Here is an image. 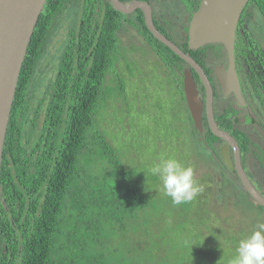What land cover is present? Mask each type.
I'll return each mask as SVG.
<instances>
[{"label":"trees","instance_id":"trees-1","mask_svg":"<svg viewBox=\"0 0 264 264\" xmlns=\"http://www.w3.org/2000/svg\"><path fill=\"white\" fill-rule=\"evenodd\" d=\"M73 1L80 2L79 22L68 31L56 73L46 84L43 96L35 98L33 79L48 37L57 17ZM182 1L190 14L200 3ZM250 7L257 8L263 23L249 22ZM153 20L163 34L183 51H189L206 73L211 70L204 59L208 52L215 58L223 57L222 44L207 43L189 50L188 34L177 42L163 13L160 18L154 14ZM127 25L136 29L183 91V70L189 65L153 36L141 9L125 14L110 0H46L20 69L3 145L0 264H135L136 259L125 254L130 240L121 257L115 232L132 218L142 217V211L153 205L152 196L142 191L124 162L129 159L124 147H119L121 142L116 146L112 140L115 136L108 135L110 123L99 122L106 120L99 116L110 104L111 114L119 116L115 103L123 98V92H117L113 100L108 96L119 81L116 63L124 49L118 33ZM234 45L236 59L250 71L249 80L256 84L261 77L259 83L264 84V71H260L264 70V0L247 2ZM193 75L200 83L197 74ZM232 111L227 105L215 114L219 127L236 137L243 166L249 156L257 157L264 165V150L233 127ZM188 118L196 146L194 159L218 156L222 182L233 179L249 195L233 158L225 155L222 160L219 156L220 151L232 153L229 144L211 131L208 122L199 130L195 124L194 128L189 112Z\"/></svg>","mask_w":264,"mask_h":264},{"label":"rangeland","instance_id":"rangeland-1","mask_svg":"<svg viewBox=\"0 0 264 264\" xmlns=\"http://www.w3.org/2000/svg\"><path fill=\"white\" fill-rule=\"evenodd\" d=\"M153 6L158 18L167 9L168 25L173 27L171 33L176 40H184L177 39L184 35L181 20L186 24L182 15L183 1L153 0ZM80 9V2L73 1L57 17L33 79L35 98L43 96L46 84L55 75L68 31L79 22ZM248 11L251 24L263 23L256 7H250ZM118 35L124 52L116 63L117 88L115 86L108 98L115 99L119 91L124 95L115 103L119 116L111 114L110 104L107 112L103 108L99 116L106 120L99 122L110 123L106 130L108 135L115 136L112 138L115 145L121 142L119 147H124L129 159L124 162L139 187L151 194L153 201V205L142 211V217L132 218L124 228L116 230L121 257L124 245L130 242V249L125 254L136 259L135 264H229L236 254L239 240L264 223V210L258 208L237 181L222 182L223 169L218 165L217 157L209 161L204 156L194 159L196 146L192 140L184 91L175 85L176 79L171 77L135 28L127 25ZM211 55V52L207 53L205 62L214 68L222 58ZM241 99L239 95L238 100ZM252 110L253 107L242 108L243 113L250 115ZM114 122L119 123L115 125ZM241 127L248 129L251 141L262 143L264 148L250 123ZM164 158H175L194 169V179L203 186V191L191 202L176 205L164 194L161 181L151 171ZM248 158V168L255 171L251 173L256 177L261 173L259 163L253 156ZM126 234L133 235L127 238Z\"/></svg>","mask_w":264,"mask_h":264},{"label":"water","instance_id":"water-1","mask_svg":"<svg viewBox=\"0 0 264 264\" xmlns=\"http://www.w3.org/2000/svg\"><path fill=\"white\" fill-rule=\"evenodd\" d=\"M248 1L200 0L197 9L192 14L187 30L188 49H197L207 43H220L227 50L229 65L226 73L229 76H224L222 71L216 73V76L223 88L231 86V90L235 91L236 97L240 93L237 76L233 70L234 37L240 15ZM45 2L46 0H0V167L8 118L18 76L35 24ZM110 2L116 10L125 14L141 9L145 24L153 36L168 46L189 65L190 68L183 70V91L191 118L195 126L201 129L203 101L191 70L198 74L206 91L205 101L210 129L230 145L235 170L243 187L254 200L264 206V196L252 184L243 168L237 140L228 131L219 128L214 121L212 87L200 64L189 52L183 51L155 26L152 5L148 1L132 0L125 3L121 0H110Z\"/></svg>","mask_w":264,"mask_h":264},{"label":"flooded vegetation","instance_id":"flooded-vegetation-1","mask_svg":"<svg viewBox=\"0 0 264 264\" xmlns=\"http://www.w3.org/2000/svg\"><path fill=\"white\" fill-rule=\"evenodd\" d=\"M150 4L152 5V10H153V15H154L155 14V10H154V6H153V1ZM183 8H184L183 14H182V10H181L180 14L183 15L184 22L186 24L184 25L182 23V20H181V25L180 26H181V30H182L181 32L182 33L184 32V35H182L181 37H179L177 39H184L186 37L185 35L187 34V30H188V26H189V21H190V19L192 17L193 12L197 9V7H196L195 10H192V14H190L191 12L189 10H187L184 7V5H183ZM166 10L167 9H165V11H164L163 14L166 15V17L168 19ZM240 17H241V15H240ZM239 20H240V18H239ZM249 22H251L250 16H249ZM236 31H237V28H236ZM236 31H235V37H234V44H235V39H236ZM176 41L177 42H180L178 40H176ZM174 43H176V42H174ZM223 48H224V46H223ZM189 50H191V49H189ZM224 51L225 52L223 54L222 59L219 60V62H220L219 65H217L214 68H212L210 66L211 70H210L209 74L204 71L205 74H206V76H207V78L209 79L210 84H211V87H212V94H213V98H212V108H213L214 121H215L216 125L219 127V125H218L219 122L217 121L218 120V117L215 116V114L216 115H219V113H218L219 110H222L223 111L224 108H225V106L230 105L231 108L233 109L232 114L230 115V119L232 120L233 127L236 128V129H238L240 132L244 133V135L248 137V135H247L248 129H243L241 127V125L242 126H245V125H247V124L250 123V128L252 129V131L254 133H256V135L264 143V84L263 83L262 84L259 83L261 81V77L256 82V84L252 83L249 80V77L247 75H248V72H250V71H248V68L243 67L239 63V61H238L239 59L238 60L236 59V56L237 55L235 53V45H234V47H233L234 68H233V70H234V72H235V74L237 76V80H238L237 81L238 90H239L240 96L242 98L241 100H238V97H236V95H235V91L234 90H231V86H228L226 88H223L221 86L219 80L217 79V76H216V73H221V71H222V73H223L224 76L227 75L226 72L228 71L229 58H228L227 50L225 48H224ZM187 52H189V51H187ZM206 57H207V55H206ZM206 57L204 59H206ZM211 57H214V55H211ZM238 57H239V55H238ZM221 65L223 66L222 68H221ZM191 71H192V75H193V72H195V71H193V70H191ZM260 71L263 72L264 70L260 69ZM197 76H198V74H197ZM227 76H229V75H227ZM171 77H173L172 74H171ZM193 77H194V79L196 81L197 88L199 90V95H200V97L202 98V101H203V110H202V114H201V126H202V129H203L204 122L205 121L208 122V120H207V110H206V101H205V99H206V91H205V87L202 84V82L200 81V83H201L200 84L196 80V78H195L194 75H193ZM198 78H199V76H198ZM199 80H200V78H199ZM202 86H203V88H202ZM233 97H235V100H234ZM246 106L248 108H251V109L253 107L252 115H250V114H248L246 112L245 113L242 112V108L243 107L246 108ZM238 125L240 126V128H238L239 127ZM236 126H238V127H236ZM199 135L202 136V133L199 134ZM231 135L236 139V137L233 134H231ZM249 139H251V138H249ZM223 141L225 143H227L225 140H223ZM259 143L257 145L259 147H261L262 150H264V148L261 145L262 143H260V144ZM222 144H223V142L220 141V145H222ZM225 155H226L227 159L232 160V158H233V152L230 153V154L229 153L224 154L221 151L219 152V156L221 157V159L223 157H224L223 159H225L226 158ZM214 157H217L218 158V156H214V154H213V157L212 158L210 157V158L213 159ZM210 158L209 159L207 158V161H209ZM255 159L258 161L259 167L261 168L260 169L261 170V173L259 175H257L255 177V175L252 174V173H255V171H251V169L248 168L249 158L246 159L245 166H243V168H244L247 176L249 177L250 181L252 182V184L261 193V195L264 196V165L262 164L261 161H259L257 159V157ZM233 163H234V161H233ZM242 165H243V163H242ZM234 168H235V166H234ZM257 205L263 206L259 202L257 203ZM258 208H260V207L258 206ZM260 209H262V208H260Z\"/></svg>","mask_w":264,"mask_h":264},{"label":"clouds","instance_id":"clouds-1","mask_svg":"<svg viewBox=\"0 0 264 264\" xmlns=\"http://www.w3.org/2000/svg\"><path fill=\"white\" fill-rule=\"evenodd\" d=\"M151 171L159 178L164 194L172 198L173 204L191 202L203 191V186L194 179V169L175 158L161 159ZM235 251L229 264H264V223L240 239Z\"/></svg>","mask_w":264,"mask_h":264}]
</instances>
